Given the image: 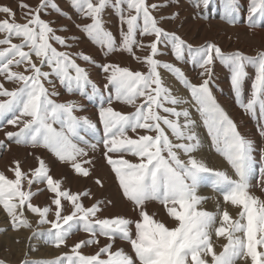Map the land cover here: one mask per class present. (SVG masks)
<instances>
[{"label":"snow or ice","instance_id":"6c2138e0","mask_svg":"<svg viewBox=\"0 0 264 264\" xmlns=\"http://www.w3.org/2000/svg\"><path fill=\"white\" fill-rule=\"evenodd\" d=\"M110 3L111 0H71L73 8L91 20V23L77 27L105 50L106 55L116 51L127 52L148 67L147 72H141L118 64L100 65L102 71L108 74V83L104 87L115 89L114 99L135 106V111L128 114L111 106V93L106 100L108 106H104L103 92L74 58L95 63L92 57L82 52L59 51L51 43L54 40L65 48L70 47L67 40L56 35L57 30L41 17L49 5L62 13L53 0H40L34 8L20 0L18 6L23 12L24 23L16 21L12 8L0 5V13L7 17L0 20V33L5 34L0 39V77L18 85L10 90L0 82V128L6 125L18 128V131L6 132L7 139L17 145L44 147L59 161L70 163L77 174L89 176L90 168L83 164L91 165V160H82L88 156V151L80 143L92 150L97 145L84 140L79 129L87 127L93 133L99 132V129L88 117L75 114L80 107L76 101L57 102L53 99L59 96V92L55 90L52 77L58 79L69 94L79 92L87 95L85 89L91 86L92 95L101 98L98 116L103 134L98 143L103 144L106 150L107 163L115 173L123 196L132 203L139 216L135 220L120 215L100 218L97 214L104 201H96L86 207L82 197L90 196V191L72 193L62 189V181L53 178L42 158L37 157L38 166L28 173L22 170L20 161L15 160L9 168L14 179L0 171V205L10 217L13 229L32 226L29 220L21 218L27 207L37 215L38 224L50 225L47 236L57 248L65 245L76 231L82 230L90 237L74 244L71 255L64 254L51 261L26 260L24 264H65V260L67 264H236L238 259L250 260V264H264V199L250 190L256 164L253 142L241 135L236 124L216 101L210 87L211 66L219 59L230 69L231 85L240 107L255 114L259 105L261 114H264V50L249 56L239 50L225 53L212 42L194 47L176 32L161 26L164 19L179 18V12L158 19L153 13L169 4L149 3L148 0H118L115 5L121 21L118 43L112 32L105 29L102 19ZM199 3L200 0H195L194 6L199 7ZM203 3L207 5L208 0H203ZM121 5H126L127 15ZM236 11L237 0H225L224 18L229 23H235ZM254 17L264 19V0H250V24H255ZM138 33L153 39L144 44L137 39ZM13 38L21 42L13 43ZM161 45H170L177 60H183L187 53L192 63L202 70L201 83H192L180 68L157 59ZM137 48H148L150 54L138 56L135 52ZM249 65L255 66L256 75L252 94L244 102L241 98L242 86L248 76L246 68ZM20 66H23V71H13V67ZM161 67L174 73L190 90L212 145L231 165L235 178L227 171L208 167L194 155L202 144L196 132V121L186 108L178 110L176 107L190 101L174 95L165 85L159 72ZM45 68L50 71H45ZM46 83L53 86L51 91ZM141 98L142 102L137 105V100ZM161 110L168 115H161ZM181 117L184 118L183 123ZM161 124L171 130L172 137L178 142H173ZM137 129L156 134L138 135L135 139L128 136L129 130L136 132ZM108 153H130L138 158V162L133 163L122 156L113 159ZM181 153L187 157L186 160L181 158ZM209 180L213 189L222 194L225 203L240 209L236 218L226 209L221 213L219 209L212 212L200 207L206 197L198 195L197 189ZM25 183L28 190H24ZM41 183L54 194L51 201L54 209L51 205L41 207L31 202L32 197L42 191L37 188L33 192L32 185ZM96 183L102 186L99 179ZM260 186L264 191V169L261 170ZM62 200L71 203V213L63 214ZM149 201L159 202L176 226L168 227L155 219L154 214H149L146 208ZM50 214L54 218L49 219ZM213 231L216 236L227 239L220 253L214 250L211 242ZM100 236L111 242L94 255L81 253L82 247L98 244ZM117 238L131 245L135 258L123 249L112 250V242ZM0 264L4 262L0 261Z\"/></svg>","mask_w":264,"mask_h":264},{"label":"rangeland","instance_id":"374dc122","mask_svg":"<svg viewBox=\"0 0 264 264\" xmlns=\"http://www.w3.org/2000/svg\"><path fill=\"white\" fill-rule=\"evenodd\" d=\"M220 1L221 0H208L207 5H205L203 3V0H200L199 7H196L194 6L195 0H179L178 4L176 3V0H148L149 3H157V4L168 3L169 4L168 7L160 8L156 12L153 13L154 15L157 16L158 19L161 16L168 17L173 12H177V11L179 12L180 14L179 18L174 19V20L164 19L161 21V26L164 27L168 31L176 32L194 47L200 46L206 42H212L218 45L225 53L234 52V51L239 50L249 56H255L258 53V51L264 50V47L262 48L261 45L259 46L257 42L251 41L252 44L251 43L250 45L248 43L246 44L247 41L245 42L241 40V38L239 37L240 36L239 33L234 32L233 30L235 29L237 25L242 26L240 21L243 19H246L245 21L250 23L248 19L249 9L247 11L244 7H241V5L237 2V11L234 13L235 23H229V21L226 18H224L225 8H222ZM247 1H250V0H247ZM24 2L28 3L34 8L36 5L39 4L40 0H24ZM117 2L118 0H111V3L106 7L102 15V19L104 22L105 29L112 32L117 42L119 43L121 39V21L119 18V15H120L119 9L115 6ZM19 3H20V0H0V5H7L13 9V11L16 13L15 19L17 22L24 23L25 21L23 19V12L18 6ZM53 3L58 5V7L62 10L63 14L59 11H56L49 5L41 13V17L44 20L48 21L52 25V27L57 30L56 35L62 36L67 40V43L68 45H70V47L65 48L61 46L60 44H58L57 42H55L54 40L51 41L53 46L56 47L59 51H66V52L73 53V54L82 52L92 57L95 63H88L74 56V58L76 59V63L88 71L89 78L91 79V81H93L103 92L104 99H105L104 106H108L106 103V100H107L108 95L111 93L113 96L111 106L115 110L121 113H125V114L134 112L135 106L122 103L114 99L115 89L113 87L111 86H109L108 88L104 87L108 83L107 78H106L108 74L102 71L100 65L118 64L121 67H128L132 69L133 71H141V72L148 71L147 65L137 61L136 59H134V57L131 54H128L127 52L116 51V52L106 55L105 50L101 49V47L98 44H96L93 40H91L87 36V34L81 30V28L77 27V25H84V24L91 23V20L86 19L80 13H78L73 8L71 4V0H53ZM121 7L125 9V15H127L126 5H121ZM241 11L244 12V18L242 17ZM221 14H223V16ZM212 15L220 18L222 21L214 18ZM5 18H7L5 14L0 13V20L5 19ZM253 19L256 20L257 18L254 17ZM219 21L223 22L222 24L224 25L226 31L217 28L218 24L216 23H218ZM124 27L126 30V25ZM214 27L217 29H215ZM227 35L230 36L231 38L228 37V39H226ZM4 37H5V34L0 33V39H3ZM73 37H77L78 39H73ZM137 39L142 40L144 44H148V42L151 41L153 37L141 36L138 33ZM20 42L21 41L18 38H13V43H20ZM233 46H237L238 48L240 47L241 49L239 48L237 50L231 51L233 49ZM25 51H27V49H25ZM135 52H136V55L143 57V56L150 54V49L137 48L135 49ZM159 52L160 54L156 57L157 59H159L162 62L171 63L175 65L177 68H180L184 72L186 77L192 83H195V84L201 83L202 77L200 76V72L202 70L199 68L198 65H195L192 63L191 57L187 53H185V58L183 60H177L175 58V55L170 45L167 47H165L164 45H161ZM33 60L34 61L36 60L35 56H33ZM211 69H212V75H211V80H210V87H211L213 95L217 99L216 94L220 92L221 97L226 98L228 102L231 104V107L240 111L241 114L243 113L246 114V115L243 114L242 116L243 118L247 119L246 120V122H248L247 124L250 127L252 126L251 127L252 130L253 132L256 133L255 135L258 137L259 143L261 144L260 147L258 146L257 149H255L256 150L255 153H253V156L255 157L257 163L255 164V171L251 179L254 181L253 183H255L258 186V188H261L260 187V175H261V170L264 169V132H262V129H264V114H261L259 110V105L256 106L255 114H252L251 112H246L243 108L240 107V103L237 99L236 92L231 85L230 69L226 65L222 64L219 61V59H216L214 61V64L211 66ZM23 70H24L23 66L13 67V71H23ZM44 70L50 71V69L48 68H45ZM246 71L248 72V76L246 77L243 83L242 96H241V98L243 97L242 99L244 100V102H247V100L250 98L252 94V85L255 81V75H256L255 66H252V65L247 66ZM159 72L161 74V77L165 85L168 86L172 90L174 95L183 97L186 100L190 101V103H194V101H192L190 90L183 85V83L175 76L174 73L162 67L159 69ZM52 79L54 81L55 90L59 92V96L53 97V99H55L57 102H65L68 100L76 101L80 107L75 112V114L81 117H84V116L88 117L90 120H92L93 122L97 124V127L99 129V132L97 133H93V131L88 129L87 127H83L79 129V133L84 138V140L88 141L89 144L97 145L95 150H92L88 148L87 145L80 143V146L85 147L89 155L87 157H83L82 160H91V165L83 164L84 167L90 168V175L85 177L80 174H77L74 171V169L71 167L70 163L59 161L58 158L51 151H49L48 149L44 147L32 148V147L25 146V145H17L13 141L7 139L6 135H4L7 130L18 131V128L12 125H6L0 128V136H1L0 142H2V145L0 144V171L4 172L5 175H7L9 178L14 179L15 178L14 174L11 171H9V168L13 166L12 164L13 161L18 160L20 161V166L22 170L28 173L30 169H35L38 166V160H37V154H38V157L42 158L46 162L47 166L50 169V174L53 176V178L56 180L62 181V185H61L62 189L69 190L72 193H83L85 191H90L91 193L90 196L82 197V202L86 207L91 206L96 201H104V203L101 205V211L97 214L100 218L113 217L117 215L123 216L118 212L119 211L118 208L122 203H124L127 207L130 206L129 210L130 212H133L134 218L139 219L138 213L133 210L132 203L123 196L122 190L119 186L115 173L112 170L111 165L107 163V160L105 157L106 150L103 144L98 143L100 136H102L103 134V127L99 122V116H98L101 98L99 96L92 95L91 86H88L85 89L87 95H82L79 92H73L69 94L66 91V89L59 83L58 79H56L54 76L52 77ZM0 82H3L4 86L10 90L18 86L17 84L13 82L5 81L3 77H0ZM46 87H48L49 90L51 91L53 86L48 85L46 83ZM141 102H142V98L140 100H137L136 103L138 105ZM190 103L185 104L186 106L183 104V105H179L176 107L178 108V110L180 108L186 107V109L191 113L192 118L193 119L195 118L194 120L200 123V125L196 123L197 124L196 131L199 130L197 133L203 134V136L205 137V138L203 137V140H201L202 142L201 146L203 145L208 146L210 144L209 147H211L212 151L215 152L214 150L215 148L211 144V138L208 135L206 127L203 125L202 117L200 116V113L197 111V106L194 103L193 104L195 106L194 107ZM166 106L172 107V105H166ZM191 106L194 107V109L190 108ZM160 114L168 115L167 113H164L162 110ZM193 115H196V116H193ZM169 118L175 119L174 117H171V116H169ZM180 121L181 123H183L184 118L181 117ZM161 126L164 127L165 132L168 133L169 137L173 139L174 143L178 142L175 140L174 137H172L171 130L168 129L167 126L163 124H161ZM54 127H59V125H54ZM5 129L7 130L5 131ZM2 131H5V133H2ZM127 134L128 136L135 139L137 138L138 135H144V134L155 135L156 133L154 132L146 133V131L143 129H137L136 132H132L131 130H129ZM251 141L253 142L255 146H257V143L253 139ZM11 148H14V149H11ZM10 149H11V154L13 155L12 157H14L13 159L12 157H10L11 154L9 155V152H8L10 151ZM13 151L14 152L16 151L15 154H13ZM215 154H218V153L216 152ZM108 155L112 156L113 159H119L122 156L123 159H127L133 163L138 162V158L134 157L130 153H108ZM181 158L186 160V157L182 153H181ZM8 161H11V162H8ZM60 170H62L63 172H61ZM231 175H233L234 177L233 169L231 170ZM97 179H99L102 182V186L96 183ZM210 186H211V181L210 180L206 181L201 184V186L197 189V192L199 190H205L206 188L207 189L211 188L212 186L211 187ZM37 188L42 189V191L34 195L32 197L31 202L33 204L40 205L41 207L51 205L54 209L55 205H52L51 203L54 194L48 191L46 188V185L43 183L39 185L33 184L31 190L35 192ZM110 188H114L115 192L111 193L109 191ZM24 190H28L27 183L24 184ZM213 190L214 189H212L211 191ZM258 190H261V192L260 191L258 192H260L261 194L262 193L264 194L262 189H258ZM213 192L215 194V198L217 202V203L215 202V204H217L218 206V203H219V205L221 206V207L218 206L217 210L219 209V211L221 212V209H224L225 205L230 204V203L225 204L222 194L216 190H214ZM220 199L222 201H220ZM206 200L207 199H205V201ZM109 201L111 203H109ZM62 204L64 205L63 214L71 213L72 211L71 203L66 200H62ZM115 207L117 210L115 209ZM146 208L149 214H154L155 219H158L164 222L168 227L176 226V222L174 221V219L171 218L166 213L165 208L159 202L149 201L146 204ZM114 210H116L115 214H113ZM21 218L22 219L26 218L27 220H29L32 226L31 227H19L18 229L14 230L10 223V217L6 214V211L3 209L2 205H0V261H3L4 264H24V261L26 260L27 261H43V260L51 261L55 259L56 257H59L64 254L71 255L72 254L71 248L74 244H76L77 242L81 240H87L90 238L88 233L82 230L76 231L70 235L65 245H62L61 247L57 248L49 242V239L47 236V230L50 227V225L38 224L37 215L32 213L27 207L24 208V215ZM52 218L54 217L50 214L49 219H52ZM172 220L174 221V223ZM217 237L218 236H216L215 232L213 231L211 235V242L213 241L212 244H213L214 250L217 253H220L223 251V246L227 243V239L225 237L224 238L223 237L217 238ZM110 242L111 241H109L105 237L100 236L98 244H91V245L84 246L80 249V251L84 255H94L97 251H99L101 247H103L104 245ZM112 243H113L112 250L114 251L117 249H123L125 251L126 249L124 248V246L122 247L121 243L126 244L128 247V251L130 249L129 252H131V254L134 257V252L131 248V245L127 241L117 238ZM216 243L223 244L221 249H219L217 245H215ZM102 258H106V256L102 255ZM208 259L210 260L211 258L208 257ZM65 264H67L66 260H65Z\"/></svg>","mask_w":264,"mask_h":264},{"label":"bare ground","instance_id":"6f19581e","mask_svg":"<svg viewBox=\"0 0 264 264\" xmlns=\"http://www.w3.org/2000/svg\"><path fill=\"white\" fill-rule=\"evenodd\" d=\"M237 2L241 5V7H244L247 11H248V9H249V7H250V1H247V0H237ZM220 3H221V5H222V8H225V1L224 0H221L220 1ZM220 6V5H219ZM221 8V7H220ZM213 12V11H212ZM240 13V12H239ZM245 13H246V11H245ZM224 14V13H223ZM223 14H221L222 16H223ZM241 14H242V17L244 18V12L243 11H241ZM249 15V14H248ZM214 18H216V19H218V20H221L220 18H218V17H215L214 15H212ZM245 16H246V14H245ZM246 19H243V20H241L240 21V23L242 24V26L241 25H237L236 27H235V29H233L234 30V32H237V33H239V37L241 38V40H243V41H247L246 42V44L248 43L249 45H250V43H251V41H254V42H257V44L260 46H262V48L264 47V20H262V19H256V20H254L255 21V24H250V23H248V22H246L245 21ZM222 21V20H221ZM221 21H219L218 23H216V24H218V27L217 28H219V29H221V30H225V27H224V25L222 24L223 22H221ZM238 23V22H237ZM197 25V24H196ZM201 26V25H200ZM190 27V26H189ZM202 27V26H201ZM215 28V27H214ZM217 28H215V29H217ZM229 28V27H228ZM187 29V28H186ZM197 29V28H196ZM202 30V29H201ZM228 30H230V29H228ZM226 31V30H225ZM231 31H232V29H231ZM228 32V31H227ZM230 32V31H229ZM206 33V32H205ZM207 34V33H206ZM228 35H230V34H228ZM227 35V37H226V39H228V37H230V36H228ZM206 36V35H205ZM231 38V37H230ZM206 39V38H205ZM208 39V38H207ZM203 41V40H202ZM201 41V42H202ZM225 43H226V41H225ZM252 44V43H251ZM248 45V46H249ZM227 48V47H226ZM240 48V47H239ZM237 46H233V49L231 50V51H234V50H237V49H239ZM241 49V48H240ZM250 49V48H249ZM98 74V73H97ZM221 75V74H220ZM219 79V78H218ZM216 85V84H215ZM177 87V86H176ZM220 88V87H219ZM222 88V87H221ZM214 89V88H213ZM222 90V89H221ZM223 91V90H222ZM230 93V92H229ZM228 94V93H227ZM233 95V94H232ZM216 97H217V102H218V104L225 110V112L228 114V116H229V118L230 119H232L233 120V122L236 124V126H237V129H238V131L241 133V135H243L246 139H249V140H254L256 143H257V146H255L254 144H253V153H255V149H257V147L259 146L260 147V143H259V140H258V137L255 135L256 133L255 132H253V130H252V126L250 127L247 123L248 122H246V120L247 119H245V118H243V114H241L240 113V111H238V110H236V109H234L233 107H231V104L228 102V100L226 99V98H224V97H221V93L220 92H218L217 94H216ZM243 98V97H242ZM191 100V99H190ZM220 100V101H219ZM192 102V101H191ZM190 104H194V103H190ZM190 104H189V106H190ZM185 105V104H184ZM186 106V105H185ZM194 106V105H193ZM188 107V106H187ZM195 107V106H194ZM194 107H190V108H192V109H194ZM186 108V107H185ZM191 109V110H192ZM238 109V108H237ZM244 115H246V114H244ZM193 116H196V115H193ZM195 119V118H194ZM197 121H198V119H197ZM250 121V120H249ZM196 123H198V122H196ZM250 123V122H249ZM198 125H200V123H198ZM201 128V127H200ZM199 128V129H200ZM9 129V128H8ZM7 129H5V131H6ZM5 131H2V133H5ZM7 131H9V130H7ZM6 131V132H7ZM199 131V130H198ZM198 131H196V132H198ZM200 133V132H199ZM204 133V132H203ZM260 133V132H259ZM258 133V134H259ZM262 133V132H261ZM5 135V134H4ZM3 136V135H2ZM199 136H200V139L201 140H203V134H199ZM1 137V136H0ZM205 138V137H204ZM6 139V138H5ZM260 139H261V137H260ZM209 140V139H208ZM2 141V140H1ZM7 141V140H6ZM4 143V142H3ZM208 143V142H207ZM212 144V143H211ZM263 144V143H262ZM2 145V144H1ZM210 145V144H209ZM209 145L207 146V145H203V146H201V148H200V150L198 151V152H196V153H194V155L197 157V159H199V160H202L203 162H205L206 164H207V166L208 167H210V168H212V169H214V170H223V171H227L230 175H231V170H232V168H231V165L227 162V160L220 154V153H218L214 148V150H215V152H213L212 151V149H211V147H209ZM8 146V145H7ZM11 146V145H10ZM2 147V146H1ZM18 147V146H17ZM16 147V148H17ZM11 149H14V148H11ZM11 149H10V151H8L9 152V155L11 154ZM24 149V148H23ZM30 149V148H29ZM16 152V151H15ZM15 152L13 151V154H15ZM32 152V151H31ZM218 153V154H215V153ZM34 153V152H33ZM7 155H8V153H7ZM34 155V154H33ZM32 155V156H33ZM36 155V154H35ZM40 155V154H39ZM215 155H217V156H215ZM13 155L11 154L10 155V157H12ZM89 156V155H88ZM35 157V156H34ZM37 157H38V154H37ZM43 157V156H42ZM186 157V156H185ZM14 157H12V159H13ZM19 158V157H18ZM11 159V158H10ZM34 159V158H33ZM45 159V158H44ZM186 159H187V157H186ZM6 160H8V159H6ZM12 161V160H11ZM11 161H8V162H11ZM25 161V160H24ZM27 161V160H26ZM52 161V160H51ZM29 162V161H28ZM51 163V162H50ZM257 163V162H256ZM4 165V164H3ZM54 165V164H53ZM25 166V165H24ZM56 167V166H55ZM59 169H61V168H59ZM105 169V168H104ZM61 172H63L62 170H60ZM59 171V172H60ZM104 173V172H103ZM233 173V172H232ZM101 174V173H100ZM101 177V176H100ZM72 182V181H71ZM254 181L253 180H251L250 181V183H251V185H252V187H251V192L252 193H254L255 195H257V196H259V197H261V199H264V194L262 195L260 192H261V190H258V189H261V188H258V186L255 184V183H253ZM73 183V182H72ZM211 187V186H210ZM261 187V186H260ZM213 189V187H211V188H206L205 190H199L198 192H197V194L198 195H200V196H203V197H206V201L204 200V202L202 203V205L200 206L201 208H203V209H205V210H208V211H212V212H216L217 211V208H218V206L219 207H221L220 205H219V203H218V206H217V204H215V202H216V198H215V194H214V190L213 191H211ZM109 191L111 192V193H114L115 192V189L114 188H110L109 189ZM258 191H260V192H258ZM264 192V191H263ZM123 197V196H122ZM218 197V196H217ZM219 201V200H218ZM220 201H222L221 199H220ZM217 203V202H216ZM226 204V203H225ZM223 206H224V204H223ZM117 207V206H116ZM116 207H115V209H116ZM130 207V206H129ZM129 207H127L124 203H122L120 206H119V213L121 214V215H123V216H125V217H128V218H131V219H135L134 218V214H133V212H130V210H129ZM132 207V206H131ZM158 207H160V206H158ZM163 209V208H162ZM227 210L228 212H229V214L233 217V218H236L237 216H238V213H239V211H240V209L238 208V207H236V206H233V205H231V204H226L225 205V208L224 209H221V212H223V210ZM117 210V209H116ZM116 210H114V212H113V214H115V211ZM118 213V214H119ZM163 214H165V213H163ZM160 216V215H159ZM162 218H163V216H162ZM173 221V220H172ZM173 223H174V221H173ZM8 238V237H7ZM217 238H219V237H217ZM224 238V237H223ZM223 238H222V240H223ZM214 239V238H213ZM13 240V239H12ZM218 241V240H217ZM219 241H220V239H219ZM14 242V241H13ZM213 242V241H212ZM225 242V241H224ZM118 243V242H117ZM120 245V244H119ZM118 245V246H119ZM121 245H122V247L124 246V248L126 249L125 251L128 253V254H131V252H129L130 251V249H129V251H128V247H127V245L126 244H124V243H121ZM215 245H217V247L219 248V249H221V247H222V243H216ZM117 246V245H116ZM121 247V246H120ZM217 248V249H218ZM116 249V248H115ZM48 251V250H47ZM114 251V250H113ZM43 253V252H42ZM46 253V252H45ZM54 254V253H53ZM57 254V253H56ZM55 254V255H56ZM132 255V254H131ZM133 256V255H132ZM236 264H250V260L249 261H245V260H243V259H239V260H237L236 261Z\"/></svg>","mask_w":264,"mask_h":264}]
</instances>
